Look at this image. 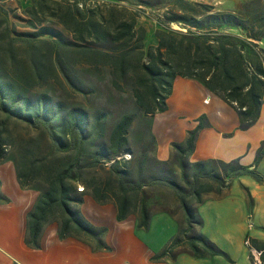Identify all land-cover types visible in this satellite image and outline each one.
<instances>
[{
    "label": "trees",
    "instance_id": "obj_1",
    "mask_svg": "<svg viewBox=\"0 0 264 264\" xmlns=\"http://www.w3.org/2000/svg\"><path fill=\"white\" fill-rule=\"evenodd\" d=\"M88 1L31 0L22 16L0 5V165L12 162L21 188L39 194L27 215L26 244L41 249L46 227L58 224L61 240L76 238L96 251L108 250V229L95 227L80 210L90 196L100 205L113 204L119 222L137 216L143 230L155 214L178 217V235L156 260L175 252L225 255L202 233L199 209L211 196L223 197L236 178L251 176L264 185L258 172L264 141L253 166L238 160L191 163L200 132L210 127L201 116L186 141L172 145V158L160 161L152 120L168 110L173 83L182 77L231 105L240 130L253 127L264 105V11L217 12L208 4L168 0L180 11L157 20V44L145 50L140 9L115 0L92 7ZM173 23L187 31L172 30ZM102 69L114 82L131 86L150 119L139 152L132 141L134 114L113 121L105 109L57 97L49 88L62 76L86 98L87 86L74 73ZM8 202L0 193V204ZM249 246L262 253L264 264V242L250 239Z\"/></svg>",
    "mask_w": 264,
    "mask_h": 264
},
{
    "label": "crops",
    "instance_id": "obj_2",
    "mask_svg": "<svg viewBox=\"0 0 264 264\" xmlns=\"http://www.w3.org/2000/svg\"><path fill=\"white\" fill-rule=\"evenodd\" d=\"M167 103L168 110L152 120V132L157 140L156 157L160 161L170 160L172 145L184 143L189 131L198 125V119L206 116L210 127L200 132L191 163L238 160L243 166H253L264 141V105L258 122L243 131L239 129L237 111L195 79L177 78ZM263 165L264 158L259 168ZM0 193L9 199L8 203L0 204V264H235L230 250L236 245V240L230 235L227 236V246H221L225 255L195 258L188 253L175 252L156 260L179 229L175 225L176 233L167 244L151 238L146 240L141 234L151 233L154 219H169L171 225L175 220L165 218L167 214H156L148 230L139 229L137 216L132 215L119 222L113 204L100 205L90 196L86 197L81 211L95 227L108 229L105 237L108 250L96 251L90 244L76 238L61 240L58 224L46 227L41 249H32L26 244L27 215L38 198V192L23 190L15 166L8 162L0 165ZM250 196L254 200L256 195ZM225 197L211 196L200 208L212 207L208 209L213 214L217 211L214 217L220 223L222 216L216 203L225 201ZM203 220L202 229L206 232L208 223Z\"/></svg>",
    "mask_w": 264,
    "mask_h": 264
},
{
    "label": "rangeland",
    "instance_id": "obj_3",
    "mask_svg": "<svg viewBox=\"0 0 264 264\" xmlns=\"http://www.w3.org/2000/svg\"><path fill=\"white\" fill-rule=\"evenodd\" d=\"M97 1L101 2L102 0H89L88 5L95 7L97 6ZM115 1L142 11V15L139 18V27H143L147 31L145 50L157 44L156 31L162 28L159 26L157 20L169 13L170 10L180 11L179 7L174 9L172 4L167 3L168 0ZM185 1L211 5L217 12L239 14L244 9L264 11V0ZM30 3L31 0H0L1 6L11 9V11L17 10L16 14L20 16H22L23 8L29 6ZM168 27L174 31H187L185 27L176 23L169 24ZM18 28L19 30H24L20 23H18ZM74 68L77 70L76 68L79 67ZM74 74L81 86H87L88 94H86V98L81 97L75 87L65 82L62 76L59 81H51L49 86L51 92L57 97L80 102L91 109H105L110 113L113 121H116L124 114H134L136 116V123L132 133V141L134 149L137 152L141 151L146 140L150 119L145 117L143 112L138 108L133 97L131 86L121 82H114L111 73L107 69L90 73L87 72L80 76H77L76 73ZM258 172L264 176V165L258 169ZM250 194L256 195L254 200ZM224 197L225 201L216 203L219 204L217 205L219 207L217 210L221 212L222 216L220 223H217L214 217L217 213L216 210L213 214L208 209L210 207H204L202 210L201 208L199 209V214L208 223L206 232H204V228L202 232L222 250L223 248L221 246H227V236H232L236 240V245L232 246L231 248L233 249L230 251L235 264H260L258 262L254 263L251 260V254L256 261H258L259 256L256 253L258 251L251 249L249 244L250 239H258L264 242V185L257 183L251 176L236 178L233 181L231 189ZM166 216L165 218L175 220V223L173 221L174 225H171L169 219H154L151 225V233L149 235L148 233L141 234L143 236L142 238L145 237L144 239L146 240L151 238L157 240L158 243L164 242L167 244L170 237L176 233V226L179 231L180 228L178 217L168 214ZM229 222H232V224H229Z\"/></svg>",
    "mask_w": 264,
    "mask_h": 264
},
{
    "label": "built area",
    "instance_id": "obj_4",
    "mask_svg": "<svg viewBox=\"0 0 264 264\" xmlns=\"http://www.w3.org/2000/svg\"><path fill=\"white\" fill-rule=\"evenodd\" d=\"M255 252H256V251H255ZM256 253L258 254L257 256H259V259H258V261H256V259H255V263L258 262V263L261 264V260H260L261 252H256Z\"/></svg>",
    "mask_w": 264,
    "mask_h": 264
}]
</instances>
